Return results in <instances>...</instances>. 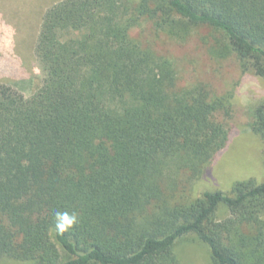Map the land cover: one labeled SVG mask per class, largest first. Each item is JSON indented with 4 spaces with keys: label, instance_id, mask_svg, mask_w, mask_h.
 Instances as JSON below:
<instances>
[{
    "label": "trees",
    "instance_id": "16d2710c",
    "mask_svg": "<svg viewBox=\"0 0 264 264\" xmlns=\"http://www.w3.org/2000/svg\"><path fill=\"white\" fill-rule=\"evenodd\" d=\"M143 21L181 37L206 26L213 49L264 78V0L49 6L33 49L40 85L25 97L0 84V259L180 264L173 245L194 233L212 264H264V181L183 194L227 144L230 108L206 84L179 86L171 61L131 36ZM249 126L264 141V102Z\"/></svg>",
    "mask_w": 264,
    "mask_h": 264
},
{
    "label": "rangeland",
    "instance_id": "374dc122",
    "mask_svg": "<svg viewBox=\"0 0 264 264\" xmlns=\"http://www.w3.org/2000/svg\"><path fill=\"white\" fill-rule=\"evenodd\" d=\"M58 1L0 0V84L13 87L25 97L40 85L42 73L33 49L45 10ZM131 33L143 49L171 61L179 86L206 84L215 95L224 96L230 108V114L219 115L229 130L227 144L197 178L182 188L184 196L191 200L205 190L228 192L237 180L263 182L264 141L251 131L249 123L254 107L264 102V78L243 73L234 53L223 45H219L221 52L213 49L214 42L220 43V36L206 26L192 27L181 37L158 31L151 22L143 21ZM228 215L222 206L217 218ZM173 252L180 264H212L209 246L194 233L179 237ZM0 264L28 262L5 256Z\"/></svg>",
    "mask_w": 264,
    "mask_h": 264
}]
</instances>
